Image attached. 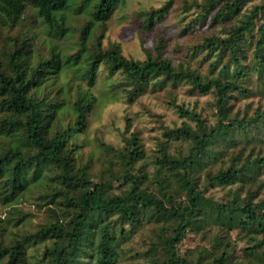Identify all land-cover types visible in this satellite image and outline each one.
Listing matches in <instances>:
<instances>
[{"label":"trees","instance_id":"16d2710c","mask_svg":"<svg viewBox=\"0 0 264 264\" xmlns=\"http://www.w3.org/2000/svg\"><path fill=\"white\" fill-rule=\"evenodd\" d=\"M177 1L144 10V30ZM123 3L0 0V198L17 203L37 184L40 196L57 203L36 230H10L0 216V264H264V109L249 113L247 102L242 116L235 110L258 78L264 85V0H195L190 19L181 17V32L203 35L195 48L214 53L213 73L205 75L165 55L162 36L144 58L126 56L118 41L105 45L108 20ZM62 34L76 35L72 50L60 43ZM103 66L110 77L123 75L116 85L130 102L151 84L168 82L212 93L217 120L177 104L181 124L166 125L150 155L141 130L127 118L121 145L102 141L115 160L108 158L95 178L92 159L77 152ZM173 140L181 148L171 150ZM238 182L250 187L243 195L238 186L228 202L206 195L208 186ZM234 230L244 241L245 260L231 257ZM190 231L211 236L210 245L183 250ZM31 247L42 249L41 256L32 260Z\"/></svg>","mask_w":264,"mask_h":264},{"label":"rangeland","instance_id":"374dc122","mask_svg":"<svg viewBox=\"0 0 264 264\" xmlns=\"http://www.w3.org/2000/svg\"><path fill=\"white\" fill-rule=\"evenodd\" d=\"M164 2L165 0H125V3L116 7L108 20L104 44L107 45L112 41H118L126 56L144 58L147 55L146 49L153 50L158 37L162 36L165 39L163 52L174 63H182L189 68L198 69L203 75L212 74L209 59L214 57V53H209L207 49L201 47L195 48V45L202 41L203 35L198 31L181 32V17L188 14L186 19H190L197 8L193 3L195 0H188V2H191V5L188 2L186 3L185 0H178L170 8L167 15L161 21L155 23L150 31L144 30L142 26L144 18L142 12L151 7H159ZM249 5L250 2L245 5L243 10L247 11L246 8ZM26 15L29 24L34 25L33 18L36 17L35 12L28 7ZM36 27L38 37L45 36L43 26L38 24ZM216 32L218 31L216 30ZM73 38L76 41V35L67 38L62 34L59 37V41L64 46L70 45L69 48L72 50L74 46V43L71 44V42H74ZM35 43L42 44V41L37 38L35 39ZM122 78V74L110 77L103 66L101 67L97 83L93 87L94 93L98 96V101L88 116L87 127L84 133L81 134L82 137L79 141L82 148L77 153L84 160L92 159V171L95 174V178H98L100 171L106 167L108 158L115 160L113 151L107 148L102 141L121 145V131L126 126L127 118L130 119L132 128L141 130L144 144L148 148V154L150 155H152L156 141H158L157 137L162 135L164 127L166 125L174 126L181 124L183 117L179 112L177 104H184L190 109H196L202 116L208 119V122L215 123L217 120L214 106L215 99L212 93H201L198 90L191 91L190 85L187 82H180L176 86L168 82L163 86L151 84L143 94L133 102H130L123 88L116 85ZM258 81L252 85V95L247 97L240 96V99L235 102V110L241 108L239 112L241 116L245 111L247 102L251 105L248 110L249 113H253L257 106H261L264 109V85L261 84V79L258 78ZM78 82H80L79 78L74 77L72 81L73 86H76ZM170 90L173 94H169ZM259 125V127H252L249 133L257 135L262 124ZM236 134L239 140H242L245 136L241 132ZM172 144L171 150H176L178 147L181 148L180 140H173ZM256 151L257 148L253 153ZM147 169L152 170V165H147ZM259 178L264 179V168ZM238 186H242L241 193L245 195L250 184L238 182L232 186H208L206 195L228 202ZM255 186L252 185L251 188H255ZM42 190L40 186L33 184L17 203H7L4 199L0 198V216L3 218L4 223L7 222L10 230L14 229L19 233L26 228L36 230L47 220V215L51 213V209L57 206V203L51 202L48 197L40 196ZM260 192L261 190L259 194ZM21 215L25 216L26 221L19 220ZM233 236L237 237L238 244L236 250L231 252V257L232 259L239 258L245 260V252L241 249L244 241L239 238V235L237 236L236 230L233 231ZM134 237V243L139 241V234ZM210 238L211 236L204 238L200 233L195 235L190 231L181 247L184 246L183 250H185V247L194 246L195 244L210 245ZM41 251L42 249L37 250L31 247L29 249V253L33 256L31 259L33 260L34 256L40 257Z\"/></svg>","mask_w":264,"mask_h":264}]
</instances>
